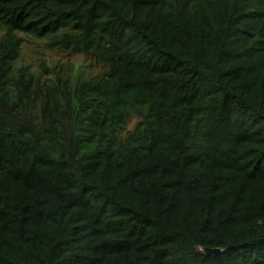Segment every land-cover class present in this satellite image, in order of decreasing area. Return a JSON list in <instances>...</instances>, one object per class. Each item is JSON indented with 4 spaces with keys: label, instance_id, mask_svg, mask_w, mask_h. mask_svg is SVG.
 I'll return each mask as SVG.
<instances>
[{
    "label": "trees",
    "instance_id": "obj_1",
    "mask_svg": "<svg viewBox=\"0 0 264 264\" xmlns=\"http://www.w3.org/2000/svg\"><path fill=\"white\" fill-rule=\"evenodd\" d=\"M0 264H264V0H0Z\"/></svg>",
    "mask_w": 264,
    "mask_h": 264
},
{
    "label": "rangeland",
    "instance_id": "obj_2",
    "mask_svg": "<svg viewBox=\"0 0 264 264\" xmlns=\"http://www.w3.org/2000/svg\"><path fill=\"white\" fill-rule=\"evenodd\" d=\"M15 34L21 40L18 55L11 62L10 75L12 78L18 75L19 69L25 67L32 77L33 83L38 80L41 84L52 79L54 72L62 75L79 58V54L73 51L48 46L49 38L37 39L20 32H15ZM31 104L32 112L35 113L39 101L36 100ZM137 122V118H129L126 122L127 130H131Z\"/></svg>",
    "mask_w": 264,
    "mask_h": 264
},
{
    "label": "water",
    "instance_id": "obj_3",
    "mask_svg": "<svg viewBox=\"0 0 264 264\" xmlns=\"http://www.w3.org/2000/svg\"><path fill=\"white\" fill-rule=\"evenodd\" d=\"M203 251L207 254H217L220 250L218 248H204Z\"/></svg>",
    "mask_w": 264,
    "mask_h": 264
}]
</instances>
